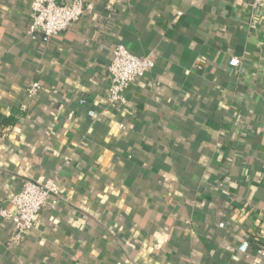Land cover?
I'll list each match as a JSON object with an SVG mask.
<instances>
[{
	"label": "crops",
	"instance_id": "0c3cea01",
	"mask_svg": "<svg viewBox=\"0 0 264 264\" xmlns=\"http://www.w3.org/2000/svg\"><path fill=\"white\" fill-rule=\"evenodd\" d=\"M87 1L32 38V0H0V208L61 192L23 240L0 215V264H264V4ZM119 42L155 65L111 104Z\"/></svg>",
	"mask_w": 264,
	"mask_h": 264
},
{
	"label": "built area",
	"instance_id": "2783aa9c",
	"mask_svg": "<svg viewBox=\"0 0 264 264\" xmlns=\"http://www.w3.org/2000/svg\"><path fill=\"white\" fill-rule=\"evenodd\" d=\"M256 5H263L264 0H255ZM94 3L87 0H32L30 19L26 33L32 38L40 35L55 36L69 29L84 16L92 13ZM239 59L231 58L229 64L238 66ZM155 60L151 55L138 57L131 53L126 45L119 42L113 49V57L108 65L107 99L111 104L126 102L125 93L138 79L143 78L153 69ZM29 97L37 96L42 90L40 81L27 85ZM60 184L57 177L39 183L25 179L20 191L14 194L11 202L13 208H0V215L11 221L14 227L13 241L23 240L32 230L47 204L60 197ZM262 239L257 245V260L264 258V228Z\"/></svg>",
	"mask_w": 264,
	"mask_h": 264
}]
</instances>
